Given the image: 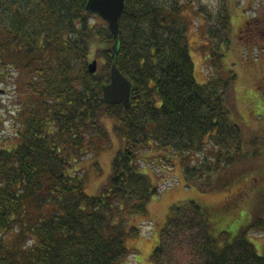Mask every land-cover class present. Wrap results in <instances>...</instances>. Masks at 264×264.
<instances>
[{"label": "trees", "instance_id": "1", "mask_svg": "<svg viewBox=\"0 0 264 264\" xmlns=\"http://www.w3.org/2000/svg\"><path fill=\"white\" fill-rule=\"evenodd\" d=\"M233 1L125 0L113 58L109 26L85 10L87 0H0V84L12 86L16 103L14 141L0 147V264H136L132 243L144 241L142 217L160 193L140 163L167 155L180 156L185 187L235 188L251 223L227 242L198 204H174L152 264H264L246 239L264 233V132L243 136L236 75L225 64L228 51L237 54L234 38L245 49L246 38L264 39V20L232 29ZM186 16L203 24L204 84ZM112 63L132 84L128 109L102 100ZM114 141L111 172L89 196L79 167Z\"/></svg>", "mask_w": 264, "mask_h": 264}, {"label": "rangeland", "instance_id": "2", "mask_svg": "<svg viewBox=\"0 0 264 264\" xmlns=\"http://www.w3.org/2000/svg\"><path fill=\"white\" fill-rule=\"evenodd\" d=\"M230 9L232 10L230 15L232 29L239 23L242 25L244 18H258L260 22L264 20V0H235L231 3ZM186 19L189 24L187 38L191 48L190 57L194 64L196 82L204 84L211 69L204 62L202 55V49L205 48L203 44H206L201 36L203 24L192 16H186ZM249 38H246V43L249 45L246 49L243 47V43H240L241 41L238 42L234 38L232 48L237 51V54L232 56L228 51L225 57V64L230 65L236 75V106L243 118L242 133L247 139L254 132H264V39L261 33L258 34V38L255 36ZM14 100L12 86L0 84V147H8L15 138L16 128L11 119L13 116L11 112L16 104ZM107 125L110 127L111 121L108 120ZM119 149L117 142L114 141L110 150L92 159L88 156L82 162L79 169L82 174L87 173L85 180L87 195L97 194L99 186L111 172L112 160ZM166 158L170 159L171 166L169 167H167ZM199 158L192 157L190 160L198 162ZM95 164L99 165L101 172H97ZM139 171L148 175L153 185H160L159 195L150 199L147 205L148 214L142 217L141 226L145 236L144 240L152 239L156 233L155 243L156 240L159 242L170 207L188 201L195 202L207 211L214 237L223 231L230 234L226 238L227 242H231L241 228L247 227L251 223L248 201H240L233 194L235 188L230 194L231 191L228 193H204L194 188L185 187L180 156H164L163 160L157 159L153 166L140 163ZM247 183L250 185L251 182ZM248 184L242 183L239 187ZM246 239L254 246L258 255L264 256V233L250 231L246 235ZM149 243L150 241L144 242L142 239L132 243V247L138 251L135 256L136 264H152L150 260L152 251H149Z\"/></svg>", "mask_w": 264, "mask_h": 264}, {"label": "water", "instance_id": "3", "mask_svg": "<svg viewBox=\"0 0 264 264\" xmlns=\"http://www.w3.org/2000/svg\"><path fill=\"white\" fill-rule=\"evenodd\" d=\"M125 0H87L85 10L98 16L108 24L113 36L112 56L116 58L119 52V21L124 10ZM96 61L88 65L90 74L96 73ZM102 100L105 104H123L125 108H130L133 87L118 70L115 63L111 64L109 70V82L101 86Z\"/></svg>", "mask_w": 264, "mask_h": 264}, {"label": "crops", "instance_id": "4", "mask_svg": "<svg viewBox=\"0 0 264 264\" xmlns=\"http://www.w3.org/2000/svg\"><path fill=\"white\" fill-rule=\"evenodd\" d=\"M155 238H156V233L154 234L152 239L144 240V242H149L150 241V243L148 245L149 246V251H152L154 249V247L156 246V244L158 243V240H156V243H155Z\"/></svg>", "mask_w": 264, "mask_h": 264}]
</instances>
